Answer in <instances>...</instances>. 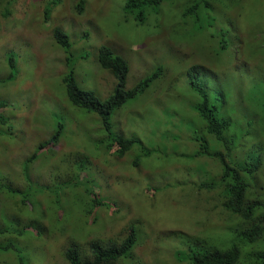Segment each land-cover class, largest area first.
<instances>
[{"label": "rangeland", "instance_id": "rangeland-1", "mask_svg": "<svg viewBox=\"0 0 264 264\" xmlns=\"http://www.w3.org/2000/svg\"><path fill=\"white\" fill-rule=\"evenodd\" d=\"M209 1V21L183 32L176 16L189 0L166 1L142 20L124 12L126 0H84L82 12L79 0H0V80L10 74L8 58L15 63L13 78L0 82L7 104L0 107V185H7L0 228L8 232L0 244H12L0 247V264H69L68 248L88 258L91 240L120 242L129 225L137 242L112 264H190L195 235L205 240L206 229L219 224L232 232L246 226L222 208L216 191L200 187L219 164L193 156L202 123L185 69L201 68L199 79L232 119L225 137L239 156L263 162L264 150L255 152L258 141L244 131L264 109V0ZM56 29L69 34L68 52ZM219 31L226 35L221 48ZM101 47L126 61L127 90L156 67L164 70L111 117L113 136L139 141L121 158L101 119L74 106L62 81L73 70L79 88L101 101L112 96L115 79L98 65ZM257 184L264 189V168Z\"/></svg>", "mask_w": 264, "mask_h": 264}, {"label": "trees", "instance_id": "trees-1", "mask_svg": "<svg viewBox=\"0 0 264 264\" xmlns=\"http://www.w3.org/2000/svg\"><path fill=\"white\" fill-rule=\"evenodd\" d=\"M170 1V4L175 0H126L124 5V12L128 15H135V18L142 20L149 9L156 11L164 2ZM186 1V0H185ZM215 2L222 0H214ZM239 6L240 1H235ZM209 0H189L188 4L185 3L181 7L180 14H178L177 21L181 23L180 30L192 32L195 29H201L203 21H209L207 15V8L210 7ZM232 4L234 2L232 1ZM77 10L82 12L84 8V0H80L77 5ZM48 13L45 12L44 20L47 19ZM221 34V35H220ZM219 46H225L226 41L225 33H219ZM55 40L64 51L68 52L70 49L69 35L64 33L61 29L55 30ZM226 48L223 47L222 50ZM98 64L109 70L115 81L116 85L114 93L107 100L101 101L93 91H86L79 88L74 77L73 70L64 76L62 81L69 97V100L74 106L86 110L88 113L96 114L101 119L102 127L110 138V144L115 146V154L117 157H123L131 147L138 145L139 141L134 137L131 139L123 138L121 136H113L111 133V117L114 113L125 106L129 100L144 94L150 84L157 80L163 72L161 67L156 68L149 76L145 77L136 83L130 90L125 89V81L128 74V66L123 58L113 54L107 47H101L98 51ZM8 66L10 74L6 79H1L0 82L4 83L8 79L13 78L14 74V58H8ZM201 68L197 65L190 66L186 69L187 83L197 95L199 102L196 105V113L202 127L196 130L197 135L195 142L198 144L193 156L196 159H204V161L219 164L216 166L211 177L201 182L200 187L206 188L208 191L217 192L220 198V205L223 209L227 210L229 214L234 217L238 216L240 220L245 222V225L240 229L235 227L232 232V225L229 229L225 228L224 224H219L213 229H206L205 240H201L196 235L192 241L193 246L189 248L187 261L190 264H237L244 260L243 264H264V189L257 184V174L262 166V160L258 155H252L244 158V152L239 156L235 144L232 139L225 137V131L230 127L232 121L226 115V111H222V105L218 102L220 99L214 97L206 88V83L203 79H199ZM222 101V99H221ZM6 103H0V107L5 108ZM2 123L6 120L1 119ZM252 128L245 130L246 135H252L254 140H257L255 152L264 150V144L261 143V134H264V109L261 118L253 122H249ZM200 132V133H199ZM204 132V134L202 133ZM206 135L212 136L215 140L210 142L207 140ZM58 131L50 138L49 144L53 145L58 141ZM42 147V145L40 146ZM38 148L40 150L41 148ZM37 154V153H36ZM36 154L32 159L36 158ZM205 156V157H203ZM133 164L138 165V161H133ZM201 167V166H200ZM220 170V172H219ZM5 182L0 185L5 187ZM7 186V185H6ZM8 189V188H7ZM250 197V198H249ZM227 223V221L224 219ZM220 225L224 227L225 233ZM8 233L5 227L0 228V233ZM235 237H237L235 239ZM225 238L226 243L220 245ZM138 239L137 230L134 226L126 227V236L120 242H113L105 244L100 240H91L89 248L91 256L82 258L80 250L77 246L70 247L65 252V258L69 264H112L113 261L124 257L132 250ZM263 242V244H262ZM263 245V246H262ZM12 244L1 245L5 249H9ZM254 246V247H253ZM253 247V248H252ZM254 248L259 249L250 251Z\"/></svg>", "mask_w": 264, "mask_h": 264}, {"label": "clouds", "instance_id": "clouds-1", "mask_svg": "<svg viewBox=\"0 0 264 264\" xmlns=\"http://www.w3.org/2000/svg\"><path fill=\"white\" fill-rule=\"evenodd\" d=\"M80 1V0H79ZM79 3V2H78ZM78 3H77V5H78ZM76 5V6H77ZM217 29V28H216ZM216 29H215V31H216ZM219 33H220V31L219 32H217V34L219 35ZM69 35V34H68ZM57 42V41H56ZM122 58V57H121ZM126 62V61H125ZM127 64V63H126ZM99 65V64H98ZM128 66V65H127ZM192 66H194V65H192ZM198 66V65H197ZM156 68H158V67H156ZM162 69H163V67H161ZM187 69V68H186ZM186 69H185V71H186ZM163 74H164V70H163V72H162V76H161V78H163ZM128 75V74H127ZM127 79V78H126ZM141 81V80H140ZM164 81H166V78L164 79ZM115 85H116V81H115ZM132 88V87H131ZM149 88V87H148ZM147 88V89H148ZM125 89H126V81H125ZM127 90V89H126ZM122 137V136H121ZM30 159H32V157L30 158ZM261 160V159H260ZM263 163H264V161L262 162V165H263ZM261 168H264V167H262L261 166ZM64 257H65V255H64Z\"/></svg>", "mask_w": 264, "mask_h": 264}]
</instances>
